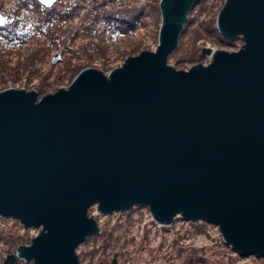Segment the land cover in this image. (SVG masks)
<instances>
[{
  "label": "water",
  "instance_id": "1",
  "mask_svg": "<svg viewBox=\"0 0 264 264\" xmlns=\"http://www.w3.org/2000/svg\"><path fill=\"white\" fill-rule=\"evenodd\" d=\"M200 1L161 0L157 49L108 74L85 68L40 99L0 91V216L41 228L20 257L81 264L76 249L100 231L94 205L213 222L241 256L264 257V0H225L217 27L241 49L204 46L210 63L176 70Z\"/></svg>",
  "mask_w": 264,
  "mask_h": 264
},
{
  "label": "rangeland",
  "instance_id": "2",
  "mask_svg": "<svg viewBox=\"0 0 264 264\" xmlns=\"http://www.w3.org/2000/svg\"><path fill=\"white\" fill-rule=\"evenodd\" d=\"M160 2L58 0L52 12L51 7L36 0H0V18L5 21L0 24V91L41 88L44 96L67 88L85 68L108 74L121 67L128 56L155 51L162 25ZM224 3L202 0L190 12L179 46L168 59L176 70L210 63V55L191 61L194 52L202 55L204 46L241 49V37L212 41L214 37L209 33L217 26ZM141 11L145 14L138 18ZM112 17L136 22V27L129 30L128 25ZM15 22L19 23L13 34L8 28ZM43 22L47 23L44 27ZM25 35L27 40L22 39ZM13 36L17 41L10 39ZM56 54L61 58L53 63ZM89 215L97 220L100 231L76 249L81 264H112L116 254V264H264V257L241 256L232 244L224 243L218 225L203 219L194 222L177 217L163 225L146 205L110 214L101 213L94 205ZM40 231L25 228L19 219L0 216V264H9L10 256L15 258L14 264H33V260L19 256L18 247L30 245Z\"/></svg>",
  "mask_w": 264,
  "mask_h": 264
},
{
  "label": "trees",
  "instance_id": "3",
  "mask_svg": "<svg viewBox=\"0 0 264 264\" xmlns=\"http://www.w3.org/2000/svg\"><path fill=\"white\" fill-rule=\"evenodd\" d=\"M36 1H38V0H36ZM58 1V0H57ZM56 1V2H57ZM202 1V0H201ZM201 1H200V3H201ZM39 2V1H38ZM56 2L54 3V5L53 6H51V10L50 11H56L55 9H56ZM199 3V4H200ZM198 4V5H199ZM48 8V7H47ZM50 8V7H49ZM157 8V7H156ZM196 8V7H195ZM194 8V9H195ZM193 9V10H194ZM192 10V11H193ZM191 11V12H192ZM142 13H138V18H140L141 16H143L145 13H144V11H141ZM190 14V13H189ZM112 18H115L116 20L117 19H119V17H112ZM112 18H108L109 20H111ZM123 24H126V25H128L129 27H128V29L129 30H132V29H134L135 27H136V22H133V21H129L128 19H119ZM188 20H189V17H188ZM188 20H187V22H188ZM186 22V23H187ZM19 22H15L14 23V25H12L10 28H8L13 34H16V30H17V24H18ZM186 23H185V25H186ZM47 23L46 22H43L42 23V26L44 27L45 25H46ZM185 28H186V26L184 27V31H185ZM183 31V32H184ZM216 32H218V27L216 26V27H214V28H211L210 30H209V33H211V35H212V37H214V39L212 40V41H222V42H224V40H225V38H223L222 37V35H221V33L220 32H218L219 34L217 35V33ZM183 34V33H182ZM20 36L21 37H23V34L22 33H20ZM182 36V35H181ZM10 39H12V40H15V41H17L16 39V37H10ZM23 40H27L28 39V36H24V38H22ZM1 44V43H0ZM0 47H1V45H0ZM202 50V49H201ZM3 52V51H2ZM201 53H202V51H201ZM38 53H35L34 55H32V60L34 61L35 60V58H34V56H36ZM173 54V53H172ZM171 54V55H172ZM171 55L169 56V58L171 57ZM203 56V54L201 55L200 54V56L199 55H197V53L196 52H194L193 54H192V57H191V61L193 60L194 62H196V61H199L200 60V58ZM38 92V98L40 99L42 96V94L45 92L44 91V89H41L40 88V90H38L37 91ZM178 216H176L175 218H177ZM20 246V245H19ZM236 251V250H235ZM14 260H15V258L13 257V256H10L9 258H8V260H7V263H9V264H14Z\"/></svg>",
  "mask_w": 264,
  "mask_h": 264
},
{
  "label": "snow or ice",
  "instance_id": "4",
  "mask_svg": "<svg viewBox=\"0 0 264 264\" xmlns=\"http://www.w3.org/2000/svg\"><path fill=\"white\" fill-rule=\"evenodd\" d=\"M5 21L2 19V18H0V24H3Z\"/></svg>",
  "mask_w": 264,
  "mask_h": 264
}]
</instances>
